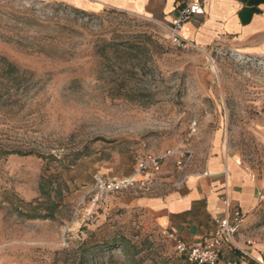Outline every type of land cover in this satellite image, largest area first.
Segmentation results:
<instances>
[{"label": "rangeland", "instance_id": "1", "mask_svg": "<svg viewBox=\"0 0 264 264\" xmlns=\"http://www.w3.org/2000/svg\"><path fill=\"white\" fill-rule=\"evenodd\" d=\"M0 56L28 78L0 115V264H188L130 207L164 194L178 155L149 193L93 191L96 176L127 178L137 159L168 152L190 156L189 179L218 158L251 185L253 207L220 263L264 262V56L179 49L147 18L50 0H0Z\"/></svg>", "mask_w": 264, "mask_h": 264}, {"label": "crops", "instance_id": "2", "mask_svg": "<svg viewBox=\"0 0 264 264\" xmlns=\"http://www.w3.org/2000/svg\"><path fill=\"white\" fill-rule=\"evenodd\" d=\"M49 1V0H48ZM62 2L80 11L99 12L112 9L147 18L159 24H169L185 1L192 0H50ZM203 14L185 23L182 35L200 49L229 48L244 54L264 56V0H200ZM218 158L208 162L202 176L177 172V178L164 179V194L135 198L130 207L143 210L146 228H155L176 234L179 240L199 244L214 235H202L208 220L222 215L219 202L223 192L228 193L230 206L239 209L244 217L253 207L251 185L221 171ZM197 177V178H196ZM229 177V178H228ZM171 181V182H169ZM171 183V184H169ZM252 194V202L249 196ZM248 207V208H245ZM250 208V209H249ZM202 210V217L197 215ZM230 249L223 243L220 253Z\"/></svg>", "mask_w": 264, "mask_h": 264}, {"label": "built area", "instance_id": "3", "mask_svg": "<svg viewBox=\"0 0 264 264\" xmlns=\"http://www.w3.org/2000/svg\"><path fill=\"white\" fill-rule=\"evenodd\" d=\"M203 14V6L200 0L185 1L183 5L177 10L176 15L169 24H161L167 33V40L173 47L179 49H187L194 46L189 40L182 35V29L185 23L192 20L195 16ZM178 155L174 165L177 171L182 172L190 156L186 157L184 154L175 152H168L163 155H147L144 158L137 159L134 175L122 179H103L101 176L95 177L94 192L95 200L102 198L106 193H114L124 189H136L143 193H149L153 190L156 176L162 172V162L167 156ZM222 215L214 218L216 231L213 236L204 239L199 244L188 245L182 240H179L175 233L164 230L161 235L172 240L175 244V251L184 257L188 264H221L220 263V248L223 243L236 248L233 242L234 235L238 232L244 215L237 208L230 206L227 196L223 195L221 198ZM257 264H264L260 261Z\"/></svg>", "mask_w": 264, "mask_h": 264}, {"label": "trees", "instance_id": "4", "mask_svg": "<svg viewBox=\"0 0 264 264\" xmlns=\"http://www.w3.org/2000/svg\"><path fill=\"white\" fill-rule=\"evenodd\" d=\"M26 70L20 69L13 62L0 56V115L7 118V115L11 111L12 106L16 103V95L20 91H24L27 87ZM43 181V179H42ZM40 195L47 196V192L44 190V183L40 184ZM41 204H38V207ZM36 218H52L53 212L48 211L44 214H33ZM123 245V243H120Z\"/></svg>", "mask_w": 264, "mask_h": 264}, {"label": "bare ground", "instance_id": "5", "mask_svg": "<svg viewBox=\"0 0 264 264\" xmlns=\"http://www.w3.org/2000/svg\"><path fill=\"white\" fill-rule=\"evenodd\" d=\"M134 178H137L138 176L137 175H132ZM229 178V177H228Z\"/></svg>", "mask_w": 264, "mask_h": 264}]
</instances>
